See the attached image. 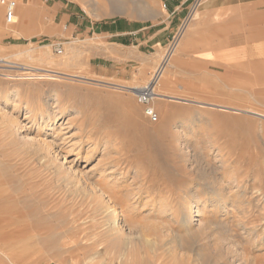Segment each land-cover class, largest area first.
<instances>
[{
  "label": "rangeland",
  "instance_id": "1",
  "mask_svg": "<svg viewBox=\"0 0 264 264\" xmlns=\"http://www.w3.org/2000/svg\"><path fill=\"white\" fill-rule=\"evenodd\" d=\"M16 1L12 24L0 4V246L8 252L0 253V264H264V13L253 19L252 51L235 75L230 67L178 60V39L166 60L175 64L172 81L154 99L159 118L151 121L131 90L147 85L170 52L174 35L165 26L182 12L176 9L179 0ZM58 45L62 53L56 52ZM75 74L100 81L76 80ZM185 97L209 103L202 107ZM130 128L139 130L137 136L127 133ZM116 137L127 143L124 151L133 161L128 174L112 165L119 156ZM44 139L54 141V162L29 148ZM61 163L75 176L106 172L109 181L119 179L135 189L139 176L150 174L157 184V212L176 227L179 213L191 222L192 229L183 230L192 250L160 256L141 242L123 257L102 252L89 259L85 242H78L85 232L99 233L100 199L83 193L88 185L82 178L65 182L64 174L55 172ZM245 173L235 192L241 200L224 207L219 200L205 205V197H197L196 187L206 179L216 181L215 176L224 181L215 187L225 185L229 196L235 176ZM242 189L247 198L239 194ZM221 217L230 226H208ZM99 239L103 243L106 237ZM103 245L116 253L122 247L114 237Z\"/></svg>",
  "mask_w": 264,
  "mask_h": 264
},
{
  "label": "bare ground",
  "instance_id": "2",
  "mask_svg": "<svg viewBox=\"0 0 264 264\" xmlns=\"http://www.w3.org/2000/svg\"><path fill=\"white\" fill-rule=\"evenodd\" d=\"M115 6H117V5H115ZM173 48L167 54L165 61L155 69V71L153 72V74H152V76L148 82V84L150 82L154 83L155 91H156V98H159L161 95L165 94L163 90L165 89L166 85H169L172 81L171 80V78L173 77L172 71L175 67L174 66L175 64L173 61H170V60L166 61V60L169 57L168 55H170L173 52ZM171 60H172V58H171ZM0 61H4V59L3 60L0 59ZM6 62L8 65L9 64H14V65L17 64L15 62H10V61L9 62L5 61V63ZM7 64H5V65L7 66ZM14 65H11V66L16 67V68H20V69H24L27 72L36 71V70H43V71H47L49 73L51 71L49 69H43V68L36 67V66H29V65L25 66V65H21V64H20V66L18 64L16 66H14ZM51 74H52V71H51ZM72 76L76 80H78V79H80L82 81L88 80L92 83H97L96 81H100V80L93 79L90 77H86V76H83L80 74L79 75L75 74ZM161 80H162V82H161ZM101 84H104V83H101ZM106 85L108 86V84H106ZM159 86H160V91L158 89ZM114 87L115 88L116 87L123 88V89L125 88V89L129 90L128 87L124 86V85L115 84ZM129 88L134 89L137 87H129ZM131 91L134 92L135 95L137 94V91L135 89H134V91L133 90H131ZM185 98H187V97H185ZM183 100L188 102V103L191 102V103L199 104L202 107H206L209 103V102L206 103L205 101L201 102V101H197V100H193V99H189V98L183 99ZM51 108H55V107H51ZM249 108H245V109L238 108V109L243 111V112H250L251 110ZM238 109H235V110H238ZM54 118H56V117L54 116ZM138 132H139L138 129H131L130 128L127 130V133L131 136H133V135L137 136ZM114 143H115V145L118 144L120 146L118 147V149L116 151L117 155H119V156L114 158L112 165L114 167H116V170H117L116 172H120L121 174H128L127 170H129L133 166V161L131 160V158L129 156L126 155L127 154L126 151H124L126 149L125 145H127V143H125V141L119 137L115 138ZM29 148L34 153H36V155L40 159L45 158L47 160V162L48 161H50V162L56 161V158H57L55 155L56 146L54 145V141L52 143V142L47 141L46 139L39 140L36 143H32ZM68 156H69L68 152H66L64 159L67 160ZM233 161H231V162H233ZM64 168H67L65 166V163H61V165L57 168V170L55 172L61 173V175L64 174V176L62 178L65 182L66 181L69 182L68 179H70L71 183H79L80 179L82 178L85 180L86 185H88V188L87 187L82 188L83 193L85 195H87V197L92 199V201H95V199L96 200L100 199V201L98 202V204L96 206V210H95V216L98 218L97 229H99V233L97 235H95V233L85 232L82 236H80V241L78 242V244H82L83 242H85V248L86 249H84L83 254L84 255L87 254L89 259L90 258L94 259V258L99 257L102 252H105V253L107 252L108 254L113 253L116 255L120 254V255H122L121 257H123L125 255V253L127 252L128 248L132 247L134 245V243H141V242H145L147 248L149 249V253L151 252L153 254H157L160 256L164 255L166 252L167 253L172 252L174 255L176 253H180V254L182 253L183 254L182 256H184L188 252V250L191 249L189 241L185 240L186 231L183 230L186 227L187 231H190L192 229L191 222H189L186 214H180L179 213V217H178L179 225L176 227L174 223H171L172 220L170 222L166 216H163V213L160 214L159 212H157L156 207H155L156 206L155 205L156 199L154 198L155 193H156L157 184H155L154 179L151 177L150 174L143 173L141 176H139V180H138V174H135L134 178L136 180H138V182L136 183V185L138 184V186H137L138 188L135 189L134 187H132L133 185H127L124 181H120L119 179L118 180L114 179V181H109V179H110V178L108 179L109 176L106 177V174L109 175V173H106V172L105 173L101 172V174L96 177V175L94 173L95 171L91 175L89 174L88 171H80V172H82V174L79 176H75V175L71 174L69 171L64 170ZM68 169H70V167ZM90 170L93 171V169H90ZM50 173H51V171H50ZM221 176H223V175H221ZM215 177H217V178H215ZM215 177L214 178L216 181H212V180L207 181L208 179H206V182L203 185L200 184L201 186L196 187L200 192V193H196V194H198L197 197L203 198V196H204L205 199H203V200L206 201L205 205L207 204L208 201H210L209 204L214 203V202L216 203V201L217 202L220 201L219 203H221L225 207V205L228 202H231V201L235 202L236 200H241V199H239L240 195L235 196V192L238 190L237 188L243 187V182L245 181V177H247L246 173L243 176H242V174L241 175L237 174V176H235L236 177V180H235L236 186L234 187L235 190L234 191L232 190V193L228 194L229 196L225 195V193L228 192V191L225 192V188H226L225 185L221 184L220 186L215 187V185L218 184V183L215 184V182H217V180L222 181L221 183L224 182L223 180L220 179L221 178L220 176H219L220 178L218 176H215ZM203 178L205 179L207 177H203ZM112 183H114V184L112 185ZM97 188H99V190ZM214 188H218V189L214 190ZM142 191L145 193V195H144V193H142ZM238 192L239 191H237V193ZM239 194L243 195L242 197L247 198L246 191L243 190ZM103 195H107V198H106L107 200L102 198ZM141 198H144V199H141ZM145 199H147V201H144ZM165 201H166V199H165ZM142 202H146L145 203L146 205H139V203H142ZM148 202L151 203L150 207H148V205H147ZM166 202H169V201H166ZM177 205H179V204H177ZM180 206L181 205H179L178 207H180ZM182 206H184V205H182ZM146 207H148L149 210H148V208L146 209ZM178 212H180V211H178ZM171 215H173V214H171ZM174 216L176 217V213ZM222 218L223 217L219 218L220 220H218V219L209 220L208 226L210 228H213V230L214 229H220L222 227V226H220V224L222 222H224L223 221L224 219H222ZM155 220L158 221L159 223L156 222ZM160 224H163V225H160ZM223 226H225V227L230 226V223L224 222ZM27 227H28V225H27ZM125 227H129V231H126ZM29 230L27 231L28 234H30ZM227 230H229V228H227ZM8 232H10V231H7V234H8ZM11 232H12V230H11ZM2 234H3V232H2ZM4 234H5V232H4ZM7 234L4 235L3 237L6 236L5 238H7L8 237ZM31 235L32 234H30L28 238H31ZM92 235H95L96 237L91 238ZM102 235H104L106 237V239H104L103 243H105V241H108L110 237H114V243L121 244L122 247L118 249V251H119L118 253H116V249H113L111 251V250L106 248L107 245H103L101 247V245L103 243H101V242L97 243L100 240L99 239L100 236H102ZM11 236H13V235H11ZM77 238H79V237L77 236ZM159 238H160V240H159ZM11 249H13V248H11ZM26 250H27L26 252L28 254L31 253V247H27ZM4 252L6 254V252H7L6 249L0 246V253L4 254ZM110 262H112V261H110Z\"/></svg>",
  "mask_w": 264,
  "mask_h": 264
},
{
  "label": "crops",
  "instance_id": "3",
  "mask_svg": "<svg viewBox=\"0 0 264 264\" xmlns=\"http://www.w3.org/2000/svg\"><path fill=\"white\" fill-rule=\"evenodd\" d=\"M179 2L176 9L182 7V12L174 13L165 26L167 34L179 35L178 60L200 67H230L235 75L240 60L251 54L253 19L264 13V0H206L191 18L193 0Z\"/></svg>",
  "mask_w": 264,
  "mask_h": 264
},
{
  "label": "built area",
  "instance_id": "4",
  "mask_svg": "<svg viewBox=\"0 0 264 264\" xmlns=\"http://www.w3.org/2000/svg\"><path fill=\"white\" fill-rule=\"evenodd\" d=\"M205 0H193V4L190 11V18L196 14V11L204 3ZM0 4L5 8V16L7 23H14L17 18V1L16 0H0ZM179 35L174 37L172 47L175 46ZM62 47L58 45L56 47V52L62 53ZM138 103L143 106L144 114L151 120L157 121L159 116L153 105V101L156 98L155 85L153 82L137 89L136 94Z\"/></svg>",
  "mask_w": 264,
  "mask_h": 264
}]
</instances>
